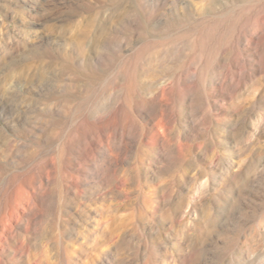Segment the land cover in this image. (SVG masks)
<instances>
[{"label":"rangeland","instance_id":"rangeland-1","mask_svg":"<svg viewBox=\"0 0 264 264\" xmlns=\"http://www.w3.org/2000/svg\"><path fill=\"white\" fill-rule=\"evenodd\" d=\"M0 264H264V0H0Z\"/></svg>","mask_w":264,"mask_h":264}]
</instances>
